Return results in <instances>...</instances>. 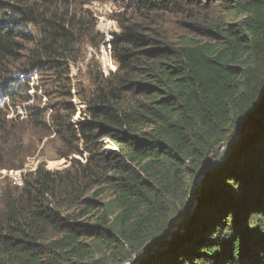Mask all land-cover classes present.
Instances as JSON below:
<instances>
[{
  "label": "trees",
  "instance_id": "trees-1",
  "mask_svg": "<svg viewBox=\"0 0 264 264\" xmlns=\"http://www.w3.org/2000/svg\"><path fill=\"white\" fill-rule=\"evenodd\" d=\"M92 1L0 0V168L24 165V127L7 116L31 99L35 73L51 72L56 102L50 111L27 105L29 120L47 126L50 117L56 135L91 152L85 164L53 171L43 163L23 186H3L0 264H97L95 247L118 255L116 264L132 255L137 264H264V0H123L134 14L115 18L120 31L109 43L118 68L93 73L73 121L70 63L86 42L103 39L85 8ZM215 7L239 21L198 24L203 38L179 40L156 26L160 16L196 18ZM254 125L203 178L187 229L159 244L187 212L195 175ZM104 183L114 190V219L89 198ZM89 207L101 213L90 221Z\"/></svg>",
  "mask_w": 264,
  "mask_h": 264
},
{
  "label": "rangeland",
  "instance_id": "rangeland-1",
  "mask_svg": "<svg viewBox=\"0 0 264 264\" xmlns=\"http://www.w3.org/2000/svg\"><path fill=\"white\" fill-rule=\"evenodd\" d=\"M125 3L127 2H123V0H95L85 5V8L92 11L93 16L97 19L96 29L103 35V39L99 37L94 44L86 42L77 56V62L70 63L69 78L73 94L71 101L76 104L78 109L77 114L73 116V121H78L80 119L81 112L86 106L85 98L92 94L95 86L92 77L93 73L109 76L111 72H115L118 68L117 62L112 55V48L109 47V42L113 35L120 31L115 19L117 18L116 15L124 9L129 12V15L134 14V8H128ZM239 19L240 18H236L232 12H228L220 7L203 8L196 18H188V16L182 14L160 16L156 26L158 25L169 38L174 40H179L186 36L203 38L205 34L203 30L200 29L203 28L199 27L200 24L204 23L207 27H210L211 24L220 22L228 23L232 21L237 22ZM203 29H205V27ZM211 31H213V27ZM50 73L51 72H46L44 76L40 75V73H35L30 76L32 82L29 95L31 99L19 103L16 107L17 109H10L7 118H13L14 122L11 125L19 128V130L24 127L21 131L23 135L24 151L22 155L27 154L25 156L24 165L30 161L37 163V166L44 163L46 168L54 171L69 168L74 163L75 159L85 164L91 152L83 140L66 141L56 135L53 132L54 127L50 117L47 118V126L37 125L29 120L27 115L28 111L25 108L27 105L40 104L50 111L49 106L56 102L54 96L50 94L51 88L46 86L47 83L45 80L47 78L49 80ZM6 100L7 98L5 96L3 100H0L3 101L0 104H4ZM3 106L4 105L0 106V108H3ZM104 141L108 140H103V142ZM12 145H15V142ZM107 148L108 147L105 146V149ZM17 159L20 158L17 157ZM4 161L11 160L5 158ZM1 169L5 168H0V170ZM9 170L13 171L14 169ZM8 181H10V177L2 176L0 173V195L3 186L8 183ZM106 185V183L97 184L92 191L89 192V198L104 201L112 212L111 218L114 219L117 215L114 190L106 189ZM89 209L92 210L91 207H89ZM75 210L78 212L79 208ZM100 214L98 210H92L89 212V221L92 217L97 218ZM86 218H82L81 220L85 221ZM182 219L183 217H174L171 219L170 224H180ZM124 255H126L125 252ZM117 257L118 255L113 256V254L104 251L101 247L94 248L93 259L97 264H116L114 263V259ZM136 259V256L132 255V257L127 259L128 261L125 264L132 263Z\"/></svg>",
  "mask_w": 264,
  "mask_h": 264
},
{
  "label": "water",
  "instance_id": "water-1",
  "mask_svg": "<svg viewBox=\"0 0 264 264\" xmlns=\"http://www.w3.org/2000/svg\"><path fill=\"white\" fill-rule=\"evenodd\" d=\"M264 119V107L262 109V114L259 115L257 122ZM256 128V125L249 127L247 129H245L242 132L237 133L234 137H232L229 141H227L224 144V147L222 148L220 154L217 156V158H215L212 162V164L204 169H202L200 172H198L195 175L194 178V183H193V187L191 189V194H190V199L188 202V207H187V212L184 213L181 217H183L182 221L180 224H170V228L168 230V233L166 234V236L161 239L159 241V244L165 242L164 246H168L169 243L171 242V240H173L177 235L183 233L186 229L187 226L189 224V222L191 221L192 216L194 215L195 211H196V207L198 204L199 199L197 198L196 195V190L197 188L201 185L203 178L205 177V175L211 171L212 169L215 168V166H217V164L221 161L222 156L224 155L225 151L227 150V148L232 144L237 142L238 140L242 139L244 136L248 135L250 132H252L254 129ZM173 223V222H172ZM141 258L138 257L134 262L132 263H127V264H137L139 259Z\"/></svg>",
  "mask_w": 264,
  "mask_h": 264
},
{
  "label": "built area",
  "instance_id": "built-area-1",
  "mask_svg": "<svg viewBox=\"0 0 264 264\" xmlns=\"http://www.w3.org/2000/svg\"><path fill=\"white\" fill-rule=\"evenodd\" d=\"M109 47H111L110 44H109ZM36 168H37V163L30 161L27 164H25L21 169L11 171V170L5 168V169H1L0 173L2 174V176L10 177V181L14 185L23 186L25 183V175L29 171L35 170Z\"/></svg>",
  "mask_w": 264,
  "mask_h": 264
}]
</instances>
